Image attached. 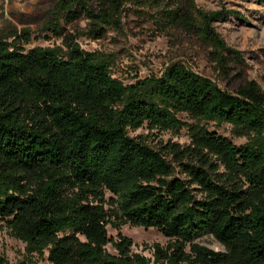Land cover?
<instances>
[{"label": "trees", "instance_id": "16d2710c", "mask_svg": "<svg viewBox=\"0 0 264 264\" xmlns=\"http://www.w3.org/2000/svg\"><path fill=\"white\" fill-rule=\"evenodd\" d=\"M142 1L57 0L51 30L64 48L26 50L25 31L0 37V229L24 244L31 263L149 264L120 232L128 225L170 241L168 251L155 247L156 262H188L189 246L196 264H264L261 89L249 82L230 94L176 65L124 85L105 58L64 34L62 25L80 18L100 33ZM162 14L183 22L179 10ZM198 15L192 27L225 51L211 24L226 13ZM202 123L229 125L247 142ZM143 127L184 129L190 143L155 150L129 135ZM202 235L224 252L195 245ZM0 264H9L1 254Z\"/></svg>", "mask_w": 264, "mask_h": 264}, {"label": "rangeland", "instance_id": "374dc122", "mask_svg": "<svg viewBox=\"0 0 264 264\" xmlns=\"http://www.w3.org/2000/svg\"><path fill=\"white\" fill-rule=\"evenodd\" d=\"M56 1L0 0V37L13 33L22 36L25 31L30 39L24 45L26 50L35 47L64 48L61 38L51 30V23L57 18L54 14ZM174 10H179L181 15L183 22L178 21L180 25L167 23L162 14V11ZM198 12L226 13L222 20L211 24L223 41L225 51L203 39L192 27L199 22ZM62 26L64 34L81 50L105 58L111 66L112 77L124 85L136 79L159 76L167 67L176 65L230 94H235L249 82L255 83L264 93V0H143L142 4L128 3L120 23L110 28L105 26L100 33H92L91 22L83 18ZM178 118L186 123L193 122L185 115H178ZM202 124L236 145L247 142L246 138L238 137L229 125ZM129 135L146 139L155 150H159L160 145L190 143L184 129L149 132L143 127ZM107 231L114 239L116 231L109 226ZM120 232L132 241L133 254L145 257L149 264H168L164 260L156 262L155 247L168 251L170 246V241L158 231L125 225ZM194 244L214 252H224V248L209 235L198 237ZM107 249L113 252L110 246ZM185 253L190 256V261L180 264H196L189 246ZM0 254L9 264H49L37 258L32 263L27 260L24 244L12 238L5 228L0 229Z\"/></svg>", "mask_w": 264, "mask_h": 264}]
</instances>
